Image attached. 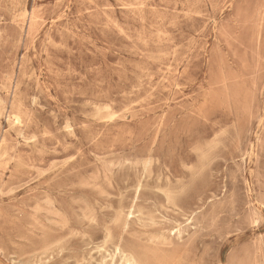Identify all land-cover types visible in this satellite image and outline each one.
<instances>
[{
    "label": "rangeland",
    "instance_id": "obj_1",
    "mask_svg": "<svg viewBox=\"0 0 264 264\" xmlns=\"http://www.w3.org/2000/svg\"><path fill=\"white\" fill-rule=\"evenodd\" d=\"M132 242L264 264V0H0V264Z\"/></svg>",
    "mask_w": 264,
    "mask_h": 264
},
{
    "label": "bare ground",
    "instance_id": "obj_2",
    "mask_svg": "<svg viewBox=\"0 0 264 264\" xmlns=\"http://www.w3.org/2000/svg\"><path fill=\"white\" fill-rule=\"evenodd\" d=\"M110 236L112 239H115L114 234H110ZM121 241L122 240L120 236L117 238V244H116L117 247L123 245ZM125 247L126 248H123L122 252L129 251L130 253L123 254L121 264H171L168 254L164 253L158 248H153L147 245H142V243H135V242L129 243L128 245H125Z\"/></svg>",
    "mask_w": 264,
    "mask_h": 264
}]
</instances>
